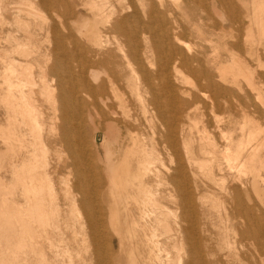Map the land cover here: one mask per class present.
Masks as SVG:
<instances>
[{"label": "bare ground", "instance_id": "bare-ground-1", "mask_svg": "<svg viewBox=\"0 0 264 264\" xmlns=\"http://www.w3.org/2000/svg\"><path fill=\"white\" fill-rule=\"evenodd\" d=\"M66 1L0 0L1 32L9 25L0 157L10 174L9 183L0 174V264H251L247 250L262 263L264 205L247 198L264 184V128L250 125L253 114L264 117V90L248 71L255 100L247 93L235 115L233 70L199 66L185 39L212 43L219 69L212 36L233 40L226 52L238 41L264 46V0H140V14L135 0H116L121 15L132 11L111 24L123 38L104 40L99 20L81 37L51 25L44 50L33 31L44 29L41 9L74 15ZM99 7L89 9L102 18ZM190 77L198 87H184ZM88 126L102 157L87 153ZM114 222L117 251L102 247Z\"/></svg>", "mask_w": 264, "mask_h": 264}, {"label": "rangeland", "instance_id": "rangeland-1", "mask_svg": "<svg viewBox=\"0 0 264 264\" xmlns=\"http://www.w3.org/2000/svg\"><path fill=\"white\" fill-rule=\"evenodd\" d=\"M66 1V0H65ZM79 3H78V2ZM81 0H67L66 1V4H68L69 6H71V8H72V10L74 11V15H67L66 16V13H65V6L63 5L62 6V8L61 7H59V8H45V7H42V15H44V17H46L45 18V25L44 24H42L43 25V27L42 28H44V29H41L40 30V26H38V28H37V26H36V31L33 29V31H34V33L35 34H39V35H35L34 34V37L35 36H37V38L40 40V38H41V36H43L42 38L43 39H45L46 37V41L47 42H49V43H45L46 44V46H44L45 44H44V42H45V40L43 41V39H41L40 41H38V43H39V45L41 46V48H43L44 50L45 49H47L48 47H50L51 46V41H52V39H53V35L51 34L52 32H50V33H48L47 31L49 30V28L51 27V25L52 26H54V27H56L58 30H60V33L61 34H63V35H66V33H68V32H71V33H73L75 36H80L79 35V31H81V30H83V29H85L86 28V24H87V22L89 23V22H94V21H97V20H99L98 22V24H99V27H100V29H101V36L103 35V39L104 40H106V41H115V40H117V39H119V37H120V39L121 38H123L122 37V35L120 34V32L119 31H115L112 27H111V24L112 23H114L115 21H117L120 17H122L123 15L125 16L126 14L127 15H129V14H131V12L132 11H128V12H126V10H125V12L123 13V11H122V15H121V5H120V7H118V2L116 1V0H113V2H114V4H113V2H112V0L108 3L109 5L106 7V6H102V4H100L101 3V1L99 2L98 0H92V3L90 4V6H89V8L91 9V6L93 5V3H96V6L98 7L99 5H100V11H101V9H102V18L98 15V11L97 10H93V11H91L89 8H88V3L86 4V2L87 1H89V3H90V1L91 0H82L81 2H80ZM94 1V2H93ZM96 1V2H95ZM140 1V0H139ZM169 1L170 0H168L167 2L169 3ZM84 2V3H83ZM98 2V3H97ZM141 2L142 1H140V3H139V5H138V0L136 1H134V5H136L137 6V10H138V13L140 14L142 11H141V8H142V4H141ZM171 3L173 2V1H170ZM112 4H113V6L115 7L116 5H117V7H113L112 6ZM141 4V5H140ZM173 4V3H172ZM13 5V4H12ZM111 6L113 7L112 9H113V11H112V9H111ZM83 7H85V8H83ZM101 7H103V8H101ZM90 10V11H89ZM107 10L108 11H110L109 13H111V12H114V13H111L112 15H110L109 13H107ZM115 10H116V12H115ZM97 13V15H94V14H96ZM106 14V15H105ZM108 15V16H107ZM12 16V15H11ZM97 16V17H96ZM99 16V17H98ZM109 16H111V17H109ZM104 17V18H103ZM111 19L110 21H109V18ZM8 20H10L9 18H8ZM91 20V21H90ZM61 21V22H60ZM209 22V20H206V21H204L203 22V24H199L200 25V27L203 29V30H205V31H207L208 29H209V26L207 25V23L206 22ZM102 22V23H101ZM104 22L106 23V24H104ZM109 24H108V23ZM47 23V24H46ZM61 23V24H60ZM206 23V24H205ZM55 24V25H54ZM132 24V23H131ZM131 24H130V27H131ZM50 26V27H49ZM64 26V27H63ZM104 26V27H103ZM112 28H110V27ZM14 26H10V28L11 29H13L14 31H13V33L14 32H16L17 33V31H15V28H13ZM65 27H67V28H65ZM109 27V28H108ZM83 28V29H82ZM46 29V30H45ZM64 29V30H63ZM229 28H227V30H228ZM7 30H9V25L6 27V29H5V31L7 32ZM37 30L39 31V32H37ZM77 30H79V31H77ZM68 31V32H67ZM113 31V32H112ZM6 32L4 33V31H2L1 32V29H0V48H4V47H7V42H6ZM102 32H104V33H102ZM78 33V34H77ZM41 34V35H40ZM44 35H46V37L44 36ZM115 35H117V37L118 38H116V36ZM4 36H5V38H4ZM106 36L108 37V38H106ZM208 36V35H207ZM50 38V40H49V38ZM81 37V36H80ZM213 37V39H216L214 42H213V44H215V46L217 45L218 46V55L220 56L219 57V63H222L221 65H223V66H221L220 65V68L218 69V68H216L215 69V67H212L211 66V62H212V60H213V56H214V50H212V48H213V46H212V43H210V42H208V41H206L205 39H201V38H198V37H190V38H186L185 40H187V42H188V44H189V46H190V48L192 49V51L194 50V47H195V54L196 55H198L197 56V58L198 59H202V60H199V66H202L203 68L204 67H207V68H209V66L211 67V69H212V71L214 72V73H219V72H221L222 73V71H220V69H224V68H227V69H229L230 70V72L232 71V74H228L231 78H233V76H234V78L232 79L233 80V82H232V84H230V86H231V88H233V92H234V94H237V95H240L241 97L240 98H236V96L235 97H233L232 98V101H231V107H230V109H231V111L235 114V115H239L240 114V111H241V108H242V106L244 105L243 103L246 101V99L244 98V97H246V95H247V93H248V95H250L251 96V100L253 99V100H255V98H254V92L252 91V89H251V83H250V80L248 79L249 77L248 76H250L252 73V76H253V78H254V81L256 82V84H257V82H258V84H259V86L261 87V89L262 90H264V77H263V74H264V46H263V44L262 43H259V45L261 46V47H259V45H258V43L257 44H254L253 45V47H252V49H250V46L246 43V41H238L239 43V45H240V47H238L237 49H236V51L235 50H230V51H227L226 52V50H225V44H226V46H227V44L228 43H230V42H233V40L231 39V38H227V39H221L220 37L219 38H217V37H215V36H212ZM3 38V39H2ZM36 38V39H37ZM140 38H143L141 35H140ZM193 39H194V41H193ZM190 40H191V42H190ZM200 42H199V41ZM203 42H202V41ZM224 40V41H223ZM4 42V43H3ZM194 42V43H193ZM192 43V44H191ZM207 45H206V44ZM240 43H242V44H240ZM44 44V45H43ZM205 44V45H204ZM220 44V45H219ZM246 45V46H244V45ZM209 46V47H208ZM212 48H211V47ZM259 48V49H258ZM42 49V51H44ZM198 49H199V51H198ZM254 49V50H253ZM209 51V52H208ZM257 51H260L259 53L257 52ZM194 52V51H193ZM205 52V53H204ZM232 55V56H230V55H228L229 53ZM237 52V53H236ZM253 52V53H252ZM198 53V54H197ZM201 53V54H200ZM206 53H207V55H206ZM211 53V54H210ZM222 53H224V54H222ZM257 55H255V54ZM263 53V54H262ZM235 54L237 55V58H236V56H235ZM253 54V55H252ZM260 54V56H258ZM211 55H213V56H211ZM234 55V56H233ZM208 58H207V57ZM255 56V57H254ZM225 57V58H224ZM232 57H234V58H232ZM204 58V59H203ZM238 59V60H237ZM209 61V64L207 63V61ZM227 60V61H226ZM240 60V61H239ZM201 61V62H200ZM229 63L232 65H229ZM203 64V65H202ZM207 64V65H206ZM227 64V65H226ZM226 65V66H225ZM1 66V65H0ZM228 66V67H227ZM222 67V68H221ZM232 67L233 69H230V68ZM244 69L246 70V72L244 71ZM101 70V69H100ZM215 70H217V71H215ZM248 71H249V73L251 72V74L249 75V73H248ZM235 72V73H234ZM236 72H237V74H239V75H237L236 74ZM241 72H243V73H241ZM234 73V74H233ZM246 73V74H245ZM220 74V73H219ZM242 74H245V75H242ZM248 74V75H247ZM236 76V77H235ZM244 76H245V78H244ZM248 77V78H247ZM192 79V80H191ZM190 82H191V84H190V82H186V83H184V87H186L187 89H193L195 86L196 87H198V81L195 79V78H193V77H190ZM236 81V82H235ZM237 81H239L238 83H237ZM193 82H194V84H193ZM263 82V83H262ZM248 83V84H247ZM196 84V85H195ZM257 84V85H258ZM192 85V86H191ZM234 85V86H233ZM237 85V86H236ZM236 87V88H235ZM235 88V89H234ZM238 90V91H237ZM251 90V91H250ZM204 91H206V94H209L210 95V92H208L207 90H204ZM247 91V92H246ZM240 92V93H239ZM252 92V93H251ZM264 92V91H263ZM235 104L237 105V106H235ZM202 106V105H201ZM3 108H1V105H0V120H1V118H2V120L0 121V124L1 123H3V122H5V118H4V111L2 110ZM201 110L203 111V113L205 114V111L207 112L208 110L206 109V108H204V106L201 108ZM2 113V114H1ZM256 114V115H255ZM255 114H253V117H255L256 118V120L254 119V120H252L254 123H250V125H256L257 127H260V128H264V117H263V114H257V113H255ZM2 115V116H1ZM206 118V117H205ZM240 119V118H239ZM97 122H98V119L96 120ZM239 121V120H238ZM154 124H158L157 123V118H155L154 119V122H153ZM157 127H158V125H157ZM105 127H104V125H103V123L101 124H98V126H97V129L95 130V132L98 130V132H100L101 134H103V133H105V131H106V129H104ZM194 131H195V129H194ZM85 133H86V136L88 137V140L90 141L89 143V147H88V149H87V153L88 154H92V156L93 157H97L98 155H100L101 157H102V153H103V148H102V138H100L99 140H98V142L97 143H95L94 142V140H93V137H94V135H95V133H94V129L93 128H91V127H86V130H85ZM195 133H196V131H195ZM238 134H239V132H238ZM164 156H166V155H164ZM165 164L167 165V167L168 168H170V169H172L173 167H175V162H173L172 161V159H171V157H170V159H168V156H166L165 157ZM169 160H171L170 162H169ZM169 162V163H168ZM173 163H174V165H173ZM2 164V161H1V157H0V174H1V176L3 177H7V178H4L3 177V179H4V183H9V181H10V174H8L9 172L8 171H6L5 170V168H4V164L3 165H1ZM173 166H172V165ZM1 166L4 168H1ZM172 167V168H171ZM5 173H3V172ZM7 175V176H6ZM8 180V181H7ZM225 185H228V184H230V182L228 181V180H225ZM262 189H261V191H258V190H256V189H253L252 187H250V189H249V197L247 198L248 199V201L251 203V204H253V203H258V204H260V206H262V205H264V184L262 185V187H261ZM168 190H169V195L171 196V200L169 201L168 199L166 200V204L169 206V207H171L172 208V210L174 209V207H175V205H173L174 203H173V200H176V197H173V196H176V191H173L172 192V190H173V188L170 186L169 188H168ZM263 191V192H262ZM170 196H168V197H170ZM173 197V198H172ZM173 199V200H172ZM172 201V202H171ZM174 212H175V210H174ZM176 212H178L177 213V215H180V210L178 209V210H176ZM177 220H180V216H179V218H177ZM117 228H120V226L119 225H117L116 224V222H114V223H109V228H108V230H110L109 232L112 234V232L116 235H114V234H112V238H113V241H109V240H104L103 242H102V247L103 248H107V247H111L112 248V250H114V251H117V249H118V246H119V240H118V234H117ZM115 229V230H114ZM120 230V229H119ZM87 238L89 239V237L87 236ZM117 238V239H116ZM117 240V241H116ZM118 242V243H117ZM90 243H91V240H90ZM112 244H113V246H112ZM91 246H93V245H91ZM90 246V249L92 250V247ZM3 251H4V256L6 255V252H5V250H4V248H3ZM7 251V250H6ZM248 252V254L246 253V255L249 257V259L251 260V264H264V261L262 262V263H260V262H258V260H257V258L255 257V255H254V253H253V251H251V250H247ZM11 255H9V257H10ZM74 261L77 263L78 261L76 260V259H74ZM21 264H23L24 262H20ZM80 263V261L78 262V264ZM18 264V263H17ZM33 264V263H32ZM92 264H94V263H92Z\"/></svg>", "mask_w": 264, "mask_h": 264}]
</instances>
